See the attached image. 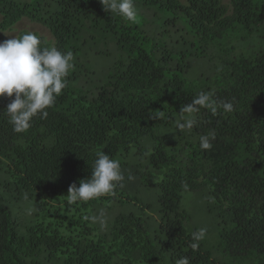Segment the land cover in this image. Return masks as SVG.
Returning a JSON list of instances; mask_svg holds the SVG:
<instances>
[{
	"label": "trees",
	"instance_id": "obj_1",
	"mask_svg": "<svg viewBox=\"0 0 264 264\" xmlns=\"http://www.w3.org/2000/svg\"><path fill=\"white\" fill-rule=\"evenodd\" d=\"M137 1L168 11L174 24L184 23L198 58L215 40L230 36L243 43L223 51L232 57L224 61L219 80L193 83L184 53L175 60L165 49L156 59L143 47L148 40L143 29L106 12L100 0H0L1 31L23 17L40 23L49 29L53 47L72 52L74 65L65 89L46 109L48 117L38 114L23 133L13 131L6 111L10 99L0 97V264H175L181 256L191 264H221L201 241L199 250L189 247L193 232L179 205L183 191L208 196L209 208L221 218L222 252L231 264H264V0ZM39 37L42 48H51ZM107 39L128 53V61L97 78L87 50L107 54L94 50ZM200 92L232 102L233 110L213 114L200 108L190 117L196 120L191 142L167 150V138L154 136V129L181 118L180 108ZM160 111L164 116L155 118ZM212 132L213 147L202 150L199 137ZM145 137L157 139V146L143 147ZM131 148L161 177L146 182L159 189L157 226L146 216L148 205L140 204V215L119 214L108 234H98L85 219L93 204L135 199L118 187L115 195L76 207L78 202L68 203V188L91 178L100 153L116 159ZM23 195L44 220L20 234L7 197ZM49 216L54 221L46 222Z\"/></svg>",
	"mask_w": 264,
	"mask_h": 264
},
{
	"label": "rangeland",
	"instance_id": "obj_2",
	"mask_svg": "<svg viewBox=\"0 0 264 264\" xmlns=\"http://www.w3.org/2000/svg\"><path fill=\"white\" fill-rule=\"evenodd\" d=\"M178 1L185 4V0ZM223 3L229 5V0H223ZM135 7L138 13L137 19L135 22H129L138 25L148 37V40L143 42L144 49L152 53L156 59L163 55L165 49L171 52L175 60L180 54L184 53L189 62L187 74L189 82L196 83L202 78L204 80L207 78L212 82L219 80L224 61L232 57V54L224 56L223 51L230 46H237V44L243 43L238 38L227 36L221 40L213 41L209 45L206 55L203 58H198L194 56V48L191 45L193 39L187 34L188 31L185 29L184 23H172L169 20L171 14L156 6H146L137 1L135 2ZM29 31L43 37L53 47L54 40L49 29L25 17L9 30H0V42L13 37L18 38L20 33ZM246 45L251 46L252 43ZM102 49H107L108 53L95 54L87 50L89 68L95 72V77L97 78L106 75L116 64L128 61V53L108 39L106 44H97L94 47L96 51ZM185 118H188V114H185ZM183 122L184 120L177 117L171 126H158L154 129L153 134L156 137L163 135L167 138V150H177L182 146H186L187 142H191L190 130H182L177 127L178 123ZM157 144L158 140L152 137H145L141 141V145L149 148V150L153 149ZM116 160L120 163L121 170L125 175L123 195L134 198L135 201L128 203L98 201L92 205V215H98L103 211L107 218V226L101 227L99 223H92V225L96 228L98 234H108L111 224L117 215L127 213L140 215L139 205L143 204L149 207L144 211L146 216L149 217L151 226L153 228L156 227L159 220L157 201L159 189L157 185H146V182L147 180H152V182L157 183L161 177L155 173L149 161L143 155L137 154L134 148H131L126 154L118 155ZM129 176H131L130 180L128 179ZM7 199L9 209L17 222L20 234H25L26 228L31 224L44 220L41 212L35 209L33 202L26 198V195H23L21 200L15 199L14 196L7 197ZM81 202L78 201L76 207H81ZM179 205L181 210L188 216V221L185 224L187 231L194 232L200 228H207L206 236L201 241L203 247L217 262L231 264V260L224 256L222 252L220 231L223 225L221 218L217 216L214 210L209 208L206 193L202 191H183L179 195ZM81 209L84 211V208ZM72 212L75 215L78 214L75 210ZM45 220L46 222L54 221V217L49 216Z\"/></svg>",
	"mask_w": 264,
	"mask_h": 264
},
{
	"label": "clouds",
	"instance_id": "obj_3",
	"mask_svg": "<svg viewBox=\"0 0 264 264\" xmlns=\"http://www.w3.org/2000/svg\"><path fill=\"white\" fill-rule=\"evenodd\" d=\"M106 12L118 14L128 21L135 22L138 16L134 0H100ZM42 40L35 33L29 31L19 38L13 37L0 42V97L10 99L6 107L7 115L13 131L23 133L31 127L35 116L41 119L48 117L46 109L52 107L62 90L66 87L65 77L74 67L71 51L62 52L57 47L42 48ZM14 96V99L12 97ZM200 108L210 109L215 114L218 109L225 112L233 110V103L218 101L210 92H200L192 102L180 108L183 123H178L180 129L191 130L196 120L191 117ZM184 114H188L185 118ZM164 116L158 112L155 118ZM215 133H208L199 137V146L202 150L213 147ZM131 179V176L128 177ZM125 175L116 159L105 153H100L92 163V174L89 179H82L68 188V203L90 201L104 196L115 195L118 187H123ZM92 223L107 226V218L102 211L98 215L85 217ZM207 233V228H200L191 234L189 247L193 252L199 250L200 241ZM175 264H191L187 256H181Z\"/></svg>",
	"mask_w": 264,
	"mask_h": 264
}]
</instances>
